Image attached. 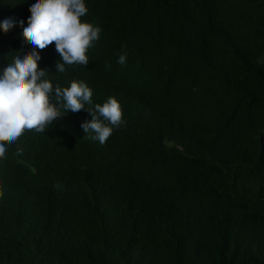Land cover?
Here are the masks:
<instances>
[{"label": "trees", "instance_id": "obj_1", "mask_svg": "<svg viewBox=\"0 0 264 264\" xmlns=\"http://www.w3.org/2000/svg\"><path fill=\"white\" fill-rule=\"evenodd\" d=\"M35 0H0V73L32 51ZM87 66L40 68L115 97L101 145L67 113L0 159V264H264V0H85ZM127 61L117 63L121 54Z\"/></svg>", "mask_w": 264, "mask_h": 264}, {"label": "clouds", "instance_id": "obj_2", "mask_svg": "<svg viewBox=\"0 0 264 264\" xmlns=\"http://www.w3.org/2000/svg\"><path fill=\"white\" fill-rule=\"evenodd\" d=\"M29 12L27 26L23 21L19 24L23 39L33 50L18 53L0 73V159L6 158L8 147L26 131L43 133L67 113L82 110L92 117L82 123L84 133L105 144L125 123L120 102L109 97L103 104H94L93 90L87 83L73 80L69 87L54 86L49 70L39 66L41 51L53 44L59 56L57 73H65L66 66H87V53L99 41L102 29L82 22L88 12L85 0H35ZM15 26L11 18L0 22L4 33ZM126 61V53L119 55L117 63ZM3 194L0 185V197Z\"/></svg>", "mask_w": 264, "mask_h": 264}]
</instances>
